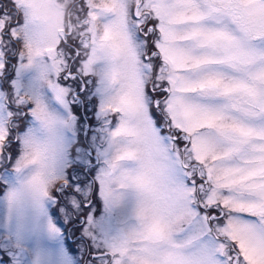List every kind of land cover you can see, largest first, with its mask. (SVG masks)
<instances>
[{
	"label": "snow or ice",
	"instance_id": "snow-or-ice-1",
	"mask_svg": "<svg viewBox=\"0 0 264 264\" xmlns=\"http://www.w3.org/2000/svg\"><path fill=\"white\" fill-rule=\"evenodd\" d=\"M0 264H264V0H0Z\"/></svg>",
	"mask_w": 264,
	"mask_h": 264
}]
</instances>
